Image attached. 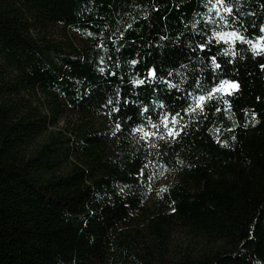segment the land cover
<instances>
[{
  "label": "trees",
  "instance_id": "obj_1",
  "mask_svg": "<svg viewBox=\"0 0 264 264\" xmlns=\"http://www.w3.org/2000/svg\"><path fill=\"white\" fill-rule=\"evenodd\" d=\"M221 5L0 0V264H153L175 224L221 246L163 264H264V0ZM67 112L73 136L34 145Z\"/></svg>",
  "mask_w": 264,
  "mask_h": 264
},
{
  "label": "rangeland",
  "instance_id": "obj_2",
  "mask_svg": "<svg viewBox=\"0 0 264 264\" xmlns=\"http://www.w3.org/2000/svg\"><path fill=\"white\" fill-rule=\"evenodd\" d=\"M223 6L221 3H218V0H213V6L209 18L215 21L216 24H219L222 21L221 12L223 11ZM221 29L222 32H226L228 37L231 36L230 33H227L223 25L217 27ZM73 40L77 45H80V40L82 39L81 33L76 30L70 29ZM235 84L236 82H222L214 90V93L227 94L231 93L237 88H233L230 85ZM47 110V109H45ZM76 116L70 112L65 113L62 117L59 118L56 125H51L49 131L46 132L43 136L35 142L34 145H39L45 141L48 137L54 135V137L60 136L62 139L66 136H73V129L75 124ZM148 138L155 136L154 133L142 131L140 132ZM76 157L70 159L71 162L76 161ZM175 179L174 173L166 168H163L158 174H154L152 179L147 184V203L144 206V210L139 214L138 222H133L130 230H133L134 233L140 232L138 237V243L134 248V252L137 253V258L140 261H144V258L147 256L146 246L153 245L152 233L149 231V224L153 220L159 219V216L165 212L161 210L160 200L162 198V193L165 188L169 186ZM171 210H168L170 212ZM221 242L213 240L211 236L208 235H199L195 234L190 229L186 228L183 225L175 224L174 229L171 235L167 238L165 246L163 247V257L162 261L158 259H153V264H163L171 263L176 260L183 258L186 254L191 256H198L202 253L214 252L220 248Z\"/></svg>",
  "mask_w": 264,
  "mask_h": 264
},
{
  "label": "snow or ice",
  "instance_id": "obj_3",
  "mask_svg": "<svg viewBox=\"0 0 264 264\" xmlns=\"http://www.w3.org/2000/svg\"><path fill=\"white\" fill-rule=\"evenodd\" d=\"M222 2H223V0H218V3L222 4ZM225 11L231 12V9L230 8H225ZM230 86L233 87V88H237L238 89V85L232 84ZM200 99L203 100L204 97H200Z\"/></svg>",
  "mask_w": 264,
  "mask_h": 264
}]
</instances>
